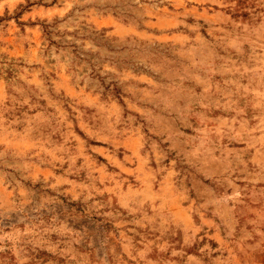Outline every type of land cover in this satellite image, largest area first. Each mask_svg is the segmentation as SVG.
<instances>
[{"label":"rangeland","instance_id":"374dc122","mask_svg":"<svg viewBox=\"0 0 264 264\" xmlns=\"http://www.w3.org/2000/svg\"><path fill=\"white\" fill-rule=\"evenodd\" d=\"M0 264H264V0H0Z\"/></svg>","mask_w":264,"mask_h":264}]
</instances>
